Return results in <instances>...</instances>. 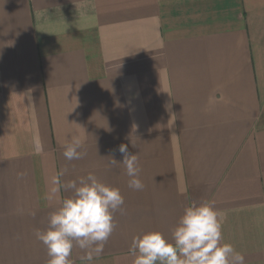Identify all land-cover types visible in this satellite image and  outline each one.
I'll return each mask as SVG.
<instances>
[{
    "label": "crops",
    "instance_id": "1",
    "mask_svg": "<svg viewBox=\"0 0 264 264\" xmlns=\"http://www.w3.org/2000/svg\"><path fill=\"white\" fill-rule=\"evenodd\" d=\"M73 136L87 154L68 161ZM121 144L141 191L110 163ZM65 168V183L93 173L124 197L91 264H132L147 232L171 241L193 201L264 264V0H0V264H48L35 230Z\"/></svg>",
    "mask_w": 264,
    "mask_h": 264
},
{
    "label": "clouds",
    "instance_id": "2",
    "mask_svg": "<svg viewBox=\"0 0 264 264\" xmlns=\"http://www.w3.org/2000/svg\"><path fill=\"white\" fill-rule=\"evenodd\" d=\"M63 147L68 161L87 154L81 150L79 136ZM119 152L122 162L111 158L110 163L123 164L130 177L128 187L143 190L138 155L129 153L125 144L119 146ZM66 171L51 178L48 198L58 200L60 206L50 214L47 229L35 230V236L47 248L48 264H74V247L83 250L85 255L80 259L91 264L115 230V213L124 211V197L118 188L99 181L93 173L65 183L61 178ZM61 189L72 195L61 199ZM222 239V220L214 203L193 201L172 230L171 241L159 231L147 232L133 237L129 253L134 258L132 264H245V257L233 245L222 244Z\"/></svg>",
    "mask_w": 264,
    "mask_h": 264
}]
</instances>
